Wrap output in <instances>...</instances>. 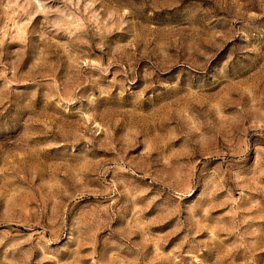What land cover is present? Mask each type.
<instances>
[{
    "label": "rangeland",
    "instance_id": "1",
    "mask_svg": "<svg viewBox=\"0 0 264 264\" xmlns=\"http://www.w3.org/2000/svg\"><path fill=\"white\" fill-rule=\"evenodd\" d=\"M41 23L39 16L33 21L26 46L18 41L9 43L5 40L4 47L0 49L3 53L0 71L5 66L11 69L19 60L17 77L27 79L55 69L57 80L70 85L74 69L66 54L46 46L40 35ZM152 26L166 29L167 34L157 37L150 32H142L141 42L134 49L139 59L133 58L130 65L121 58L124 69H134L129 72L127 80L136 78V89L144 85L145 72L150 70V61L155 59L152 57L153 49L159 50L161 60L172 57L181 62H202L200 51H207L208 45L204 41L212 31L204 29L201 34L193 33L177 39L171 34L173 31L192 27L182 23L178 16L170 20L160 16ZM7 27L9 21L0 18V29ZM129 39L121 43H128ZM181 41L183 47H179L177 56V48L171 45L179 46ZM227 55V50L222 52L217 63ZM98 56H103L107 64L112 53L101 54L99 49L89 50L85 46L76 53L72 63L78 66L81 60H95ZM117 72L121 75L115 79H125L119 65H113L109 70L108 79L111 80ZM93 74L99 73L93 71ZM8 76H12L10 70ZM177 78H180L179 70L164 77L169 81ZM3 84L4 81L0 80V87ZM186 92L187 89L175 95L157 97L153 105L145 108L124 104L102 109L95 120L96 140L103 147H97L82 158L65 159L53 155L41 163L27 154L28 149L36 145L29 144L26 148L23 143H16L18 138L0 141V219L11 216L14 220L32 224V229H26L23 223L16 226L20 238L33 231H44L46 238L57 236L59 243H53L46 249L47 254L55 256L56 260L45 264H92L93 259L100 260L101 264H227L225 255L236 241L235 235L228 236L227 231H221L233 226L232 217L227 215L229 212L235 208L251 209L238 212L235 217L237 222L247 220L246 224L240 225V232L252 229L264 232V138H261L264 137V128L253 130L250 127L254 122L264 124V58L254 60L241 74L211 85L204 92L192 87L191 92L195 95L191 99L186 97ZM193 102L196 108L204 104L206 109L205 113L197 112L195 116L188 111L192 116L191 127L199 129V132L193 131L191 137L200 141L195 148L191 138L180 137L175 128L177 119L183 115L181 109L187 110ZM44 116L52 118L58 114L46 112ZM90 118L85 116L79 125ZM110 145L115 146V152ZM237 146L247 147V164L241 169L224 171L225 165L221 161L226 156L219 154H227ZM113 162L127 170L116 169ZM193 166L202 173L199 187L192 196L181 201L179 218L172 217L163 222L174 207L161 203L164 196L141 211L152 196L159 194V189L168 191L167 186L170 185L178 192L183 191L187 173ZM104 168L108 171L97 179ZM13 176L17 178L14 180ZM21 176L27 179L22 180ZM221 176L224 177L223 182L220 181ZM113 184L117 189L115 197L109 191ZM217 187L221 190L213 193ZM145 188L152 191L146 197H139L137 193ZM57 192L68 193L57 197L59 204L50 198ZM105 192H108L107 196L101 195ZM74 196H79L77 207L81 217L93 219L99 215L104 220L107 219L104 205L117 198V204L127 211V216L123 221H114L112 228L129 237L123 241L125 247L105 248V237L109 235L105 229L96 238V256L93 257V244L87 228L82 232L68 231L74 217L63 214V209L72 207L69 201ZM184 205L195 211H184ZM204 208L209 209L207 216L203 213ZM178 219L185 223L176 232ZM201 227L204 229L202 232ZM9 230L7 225L0 224V234ZM213 233L227 237L223 247L210 249L209 244L200 243L208 241ZM177 250L178 259L173 261L168 254L175 256ZM42 255L35 250L33 264ZM232 255L236 257V264H244L241 253ZM260 255L264 256V246Z\"/></svg>",
    "mask_w": 264,
    "mask_h": 264
},
{
    "label": "clouds",
    "instance_id": "2",
    "mask_svg": "<svg viewBox=\"0 0 264 264\" xmlns=\"http://www.w3.org/2000/svg\"><path fill=\"white\" fill-rule=\"evenodd\" d=\"M38 16L42 18L41 39L47 47L66 54L70 66L74 69L71 83L69 85L57 80L55 69L47 74L24 79L16 74L19 60L11 69L5 66L4 70L0 71V80L4 81L3 87H0V141L18 138L16 143H23L26 148L29 144L36 145L37 147L29 148L27 154L34 156L41 163L43 159L53 155L65 159L82 158L93 153L97 147H103L96 140L98 132L95 117L104 108L124 104L145 108L153 105L157 97L175 95L185 92L186 89V97L191 99L195 95L191 92L192 87L204 92L211 85H218L241 74L254 60L264 58V0H0V18L9 21V27L0 29V49L4 47L5 40L9 43L18 41L26 46L33 21ZM160 16L169 20L178 16L182 23L192 26L190 29L173 31L171 34L177 39L191 36L193 33L201 34L204 29H212L208 40L204 41L208 48L207 51H200L203 60L195 64L181 62L172 57L161 60L159 50L153 49L152 57L155 59L150 61V70L145 72L144 85L136 89L137 79L127 80L129 72L134 69H124L121 58L130 65L133 64V58L139 59L134 49L141 42L142 32L147 31L157 37L167 34L166 29L152 26V22L157 21ZM128 38H131L128 43H121ZM85 46L89 50L99 49L100 53L105 55L110 52L112 58L105 64L103 56H98L95 60H81L77 66L72 61L76 53ZM171 46L177 48L178 56L183 41L179 46ZM225 50L228 51L226 59L217 63L220 54ZM2 55L0 52V56ZM113 65L120 66L125 79H115V76L121 75L120 72L115 73L111 80L108 79L109 70ZM9 70L12 72L11 77L8 76ZM174 70H179L180 78L171 81L164 79ZM93 71L99 74H93ZM188 111L195 116L197 112L205 113L206 109L204 104L196 108L194 102L187 110L181 109L183 115L177 119L175 126L180 137L191 138L193 131L199 132V129L191 127L192 116L188 115ZM46 112L57 113L58 116L46 118ZM85 116L91 118L80 126L79 121ZM204 124L207 125L206 119ZM250 127L256 130L264 128V124L254 122ZM191 143L195 148L200 141L191 138ZM110 147L112 151H116L114 145ZM247 151L246 146H237L227 154H219L226 156L221 161L225 165L224 171L243 168L247 164ZM117 155L119 156V153ZM113 166L120 171L127 170L115 162ZM107 171L108 169L104 168L96 178L99 179ZM201 175L202 173H198L193 166L187 173L183 191L178 192L170 185L167 186L168 191L159 189V194L152 196L141 211L150 208L164 196L165 200L161 203L174 207L163 222L172 217L179 218L182 211L181 201L193 195L199 187ZM16 178L12 177L14 180ZM20 179L25 180L27 177L21 176ZM223 180L224 177L221 176L220 181ZM220 190L219 187L214 188L213 193ZM109 191L115 197V184ZM151 191L152 189L145 188L137 195L146 197ZM60 195L68 193H52L50 198L59 204L61 202L57 197ZM101 195L107 196L108 192ZM69 203L72 207L63 209V214L74 217L73 225L68 231L82 232L87 228L93 244V257L96 256V238L105 229L109 231V235L105 237V248L125 247L123 241L129 237L112 228L114 221H123L127 216V211L117 204V198L104 205L106 220L101 219L99 215L93 219L81 217L77 207L79 196L72 197ZM183 210L188 213L195 211L188 205H184ZM250 210L235 208L227 214L232 217L233 226L221 231H227L228 236L236 237L235 243L225 255L227 264H236V257L232 255L236 252L241 253L244 264H264V256L260 255L264 246V232L257 229L240 232V225L246 224L247 220H235L238 212ZM208 212V208L203 209L205 216ZM21 223L26 229L33 228L32 224L14 220L11 216L0 219V224L7 225L10 229L0 234V264H33L35 250H39L43 255L34 264L55 261L56 257L48 255L46 249L53 243H59V238L55 235L46 238L44 231H33L30 235L20 238L19 233H16V226ZM177 223L175 231L179 232L185 222L178 219ZM203 230L201 227L200 231ZM226 238L219 233H213L208 241L200 243L209 244L210 249H219L224 246ZM187 239L185 237V241ZM168 256L175 261L178 259L179 250L177 255L169 253ZM92 264H101V261L93 259Z\"/></svg>",
    "mask_w": 264,
    "mask_h": 264
}]
</instances>
